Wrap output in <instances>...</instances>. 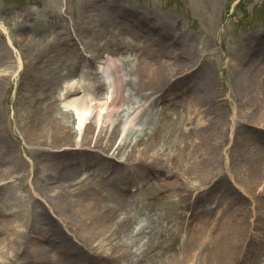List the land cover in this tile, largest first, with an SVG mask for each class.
<instances>
[{
	"label": "bare ground",
	"instance_id": "obj_1",
	"mask_svg": "<svg viewBox=\"0 0 264 264\" xmlns=\"http://www.w3.org/2000/svg\"><path fill=\"white\" fill-rule=\"evenodd\" d=\"M129 24L126 22L127 27ZM127 27L121 30L123 35L130 32ZM0 28L7 34L6 46L16 51L13 61L0 68V89L20 77L21 72L29 76L35 72L36 85L50 88L43 90V97L37 94L36 100L29 102L31 115L22 108L20 132L27 149L24 159L13 162L15 145L5 135L1 137L5 127L0 122V232H3L0 264H117L116 261L128 264L133 253L131 247L121 242V237L129 230L132 219L128 214L133 208L143 202L155 207L158 201L160 205L175 206L173 217L181 224L180 232L185 231L194 215L185 208L186 204H192L195 192L220 187V180L225 187V180L228 181L227 189L231 195L237 194L240 205L228 198L229 202L227 196L223 198L212 218L200 220L189 230L186 237L190 236L191 241L180 244L185 255L166 264H210L213 257L221 258L224 254L231 255V264H238L254 247L253 242L261 246L263 236L259 237L255 226L264 225L261 220L264 214L258 215L259 209H264L258 206L259 201L264 205V155L255 156L254 146L246 150L248 154L239 153L242 146L247 147L248 140H239L241 132L236 126L237 122L252 123L264 128V99L258 90L264 73V66L260 65L264 64V36L247 35L242 40V44L251 45L247 49L250 58L244 63H236L235 56L226 55L228 64L224 70L233 75L227 80L221 67L220 86L214 76L216 53L203 45L200 59L194 60L192 50L199 49L197 39L186 34L183 37L187 43L182 42L180 50L179 44L175 47L178 40L172 42L171 34L175 31L172 26L163 27L153 37L157 41L150 33L138 39L143 41L147 54L144 57L131 54L135 67L128 72L120 64L119 57L125 55L114 58L107 52V56H101L90 36L77 39L76 33L71 32L67 51L70 56L80 50L87 54L96 50L97 54L85 60L77 75L73 74L61 87L55 76L51 81L45 78L42 62L35 59L29 65L28 58L23 59L15 48L6 26L0 23ZM163 34L170 35L172 41H165ZM109 50L113 54L119 51L112 46ZM155 54L161 56L149 58ZM123 58L129 62L127 56ZM102 67L114 76L112 94L103 96L109 101L101 97L105 88L97 78ZM132 75L138 80L137 93L130 83L126 85V81H132ZM193 80L195 85L190 82ZM250 83H254L253 88ZM183 89L181 94L169 98L167 104H158L160 96L174 90L177 94ZM140 93L144 101L137 99ZM257 98L262 99V105ZM252 100L254 109L246 111ZM180 104L184 115L179 130L184 142L181 158L172 156L167 149L169 145L180 144L173 131L161 142L151 135L147 141L138 138L160 116L159 123L165 121L162 134L170 119L167 109L168 112L172 109L178 121ZM130 137L132 141H128ZM63 143L67 148H61ZM237 143L242 145L240 150H236ZM68 144H73L74 152ZM94 152H102L106 157L102 159L100 153L93 159ZM231 184L239 191L230 189ZM20 186L24 191L29 187L28 194H19ZM135 189L138 203L135 197L126 194ZM173 192L177 193L174 200ZM248 192L259 199H251L250 208L239 200L245 199ZM100 193H106L108 198H99ZM218 193L226 192L220 189ZM105 200L115 205L114 210L102 206ZM6 208L11 209L7 212L11 214L9 220L3 216ZM164 254L160 249L151 251L146 259L150 264H159L157 259Z\"/></svg>",
	"mask_w": 264,
	"mask_h": 264
},
{
	"label": "rangeland",
	"instance_id": "obj_2",
	"mask_svg": "<svg viewBox=\"0 0 264 264\" xmlns=\"http://www.w3.org/2000/svg\"><path fill=\"white\" fill-rule=\"evenodd\" d=\"M120 15L125 17L121 18ZM126 22L130 23L128 27L126 26ZM0 23L5 25L8 29L9 36L22 58L24 59L26 57L25 60L28 58L27 61L29 65H32V61L35 59L42 62V70L44 71L45 78L51 81V78L55 76L57 78V83H59L61 87L67 83L68 79L71 78L73 74L77 75L79 67L85 60L93 58L95 54H97L96 50H98L99 55L105 56L108 53L113 54V52L109 50L112 46L115 47V50H119L113 55H121L130 52V55H128L129 57L132 56L131 54L144 57L147 54V48L145 46L142 47L141 42L143 41H139L138 39L144 38L149 35L148 33H150L153 38L158 33H161L163 27L167 28L170 26L175 30L171 34L174 39L171 38L170 35L163 34V36H166L164 40L172 41L173 39L172 42L178 40L177 46L175 47H178L179 44L180 47L178 48L180 50H182L183 47V45H181L182 42L185 41V43H187V40H184L186 37H183L186 36V34L197 39L199 49L197 51L192 50L194 60L200 59L201 53L203 52V49H201L203 45L208 46L210 51L216 53V58L214 59V76L221 86V67L223 68L224 76L227 80H230V76L233 75L232 73L230 75L228 71L224 70L228 64L226 55L235 56L234 60L236 63H244L245 59L250 58L247 54V49L251 45L242 44V40L246 38L247 35H254V37L258 38L263 36L264 0H0ZM125 27H127L130 32L124 34H128L129 36L122 34L123 32L121 30ZM71 32H74V34L76 33V38L79 37L84 39L86 36H90L96 43L95 52L93 51L94 53L91 52L87 54L84 50H80L79 54L71 55L73 56L71 57L67 52L70 46L68 43L72 40L69 35ZM107 33L108 35L106 36ZM26 35L29 36L26 37ZM156 39L157 38H153V40ZM7 40V34H4L0 28V46L2 47L0 50V68L5 64H10L16 55L15 50L6 46ZM168 50H170V48ZM239 53H241L240 56H238ZM160 56L161 55L157 57L155 54L149 56V58H159ZM167 56H169V54H167ZM192 56L189 57V61L192 60ZM120 60V64H123V68L129 66L132 68L135 67L132 63L133 58L129 62L125 59ZM165 60L168 59L165 58ZM221 62L222 65H220ZM260 65L264 66L263 63ZM251 66L254 67L257 65ZM245 73L247 74L249 72L245 71ZM132 78L134 79L132 82L133 84L131 83V88H136L134 93H137L139 91L136 84L138 80L134 75H132ZM261 80V87H259L258 90L260 95H262V99H264V73L262 74ZM193 81L190 82L192 83ZM36 82L37 76L35 72L31 76L21 72L20 77L10 84H3L0 89V122H3L5 127V130L1 131V137L5 135L6 139L8 138L12 144L15 145V157H13V162H16L18 159H24V149L27 151L25 141L20 132V126L21 123H23L20 118V114L23 112L22 108L27 109V112L31 115L30 112L32 108L29 102L33 103L37 98V94L39 97H43V90L46 91L50 89L49 86L48 88H42L41 85H36ZM128 83H126V85ZM250 87L253 88L254 83H250ZM48 92L49 91H47L46 95L50 96L49 93L51 90L49 93ZM174 93H176V91L170 92L169 95L172 96ZM103 96L104 94L102 93L101 97L104 98ZM136 97L144 101V96H141V93L136 95ZM55 98H58V95L55 94ZM165 98L168 97L165 96ZM262 99L257 98L255 100H257L259 105H262ZM255 100L250 101L249 106L245 107L246 111L254 109L253 101ZM159 101L162 102L163 99L159 98ZM160 102L159 104H162ZM23 103H29V105L26 104L24 107L22 106ZM59 104H62V102ZM181 107L182 105L178 109L181 113L178 121L172 109H170L169 112L167 109L166 114L170 116V119L167 120L169 123H166L162 134L160 130L163 128V122L165 123V121L162 120V122L159 123V120L161 121L162 119L160 116L158 122L154 121V123L144 131L146 134H141L138 138L147 141L151 135L157 137V139H159L158 141L161 142L173 131L174 137L178 138L180 144L178 147L169 145L167 149H169L172 156H179L181 158L183 151H180V148L184 143L183 141L181 142L179 131L182 129L180 125L184 117ZM160 113L163 112L160 111ZM30 118L29 116V119ZM29 119L25 117L26 121ZM236 127H238L241 132L238 135L239 140H245L246 138L248 140V142H246L247 147L240 145L239 143H242L241 141L236 145L242 146L245 154H248L246 150L253 148V146L255 148L260 147L263 151L256 148L255 156L264 155V128L255 126L252 123L246 124L238 122ZM128 141H132L131 137ZM64 144L65 143H63L61 148L65 149L67 145ZM142 144L143 143H141V148L143 147ZM59 145L61 146V144ZM68 145L71 147L73 144ZM75 149L76 148H72L71 151L74 152ZM159 149L160 147L157 148V151H159ZM100 153L94 152L91 158L96 159L98 154H100L102 159L106 157L102 152ZM239 153L242 154L243 152ZM83 154L86 155L85 150ZM251 155L254 158L253 153H251ZM122 165L123 164H121V166ZM253 166L255 167V164ZM67 170L70 169L67 168ZM247 172L250 171L247 169ZM166 175H169L168 171H166ZM252 179L254 180V177H252ZM171 182L172 181H168V183ZM26 184L27 183L23 185L26 186ZM226 184L228 186V181ZM230 188L232 189L233 187L230 186ZM26 189L27 190L24 191L20 186L17 192L22 195L25 193L28 194L29 187ZM154 194L155 192L152 191V196ZM176 194V192H173V200ZM214 194L215 192H212L210 195L208 191L196 193L197 197L194 200L191 210H200L208 207L207 205ZM3 195H6V190L3 192ZM247 196L245 200L250 208L251 198L249 197V192ZM98 197L106 198L102 197V195H98ZM205 197H207V199L204 200ZM231 198H237V194H233ZM255 200L258 201L259 199ZM105 201L106 202L102 204V206L113 207L114 210L115 205L110 201ZM183 201L185 200L183 199ZM262 203H264V201ZM155 205V207L147 206L146 204L139 205V207L133 208L128 214V217L132 219L130 223H128L129 230L123 233L121 237V242L125 243V246L127 245L132 248L133 254L129 256L128 264H150L151 261L146 259L147 255L149 252L155 250L157 252L159 249L165 254L163 258L157 259L159 260L158 263L166 264L173 258L181 257L182 251L184 250L181 249L180 244L185 242L188 243L190 239V236L184 237L185 235L181 232L179 234L180 229L177 219L173 217L175 206L172 207L167 204L160 205V201L156 202ZM258 206L264 205L260 204L259 201ZM170 209L173 211L171 212ZM4 210L6 213L3 214V216L5 215V219L9 220L11 214L7 212L11 209L6 208ZM263 214L264 209H259L258 215ZM196 218L197 221H195V224L205 221V218L201 217L200 214H198ZM260 219L261 218L258 217V220ZM261 220H263V218ZM258 230L257 232L259 235H264L263 224L258 227ZM2 234L3 232H0V236ZM19 239H21V236ZM190 241L191 240H189V242ZM23 243L27 245L25 241H23ZM17 245L19 246V244ZM253 245H255L254 242ZM168 246L171 247L168 248L169 250H166ZM245 247L247 248L248 246ZM195 250H198V248L196 247ZM258 251L261 252L259 253L260 256V254L263 253L262 250H258V248L255 250L251 249L249 258L242 257L243 260L240 263L257 264L260 258L258 254L255 255L253 261L251 258ZM185 252L183 253L184 255ZM229 256L231 255L224 254L221 258L213 257L210 264H231L232 261ZM257 257L259 258L256 259ZM120 262L122 261H116L117 264H120Z\"/></svg>",
	"mask_w": 264,
	"mask_h": 264
}]
</instances>
